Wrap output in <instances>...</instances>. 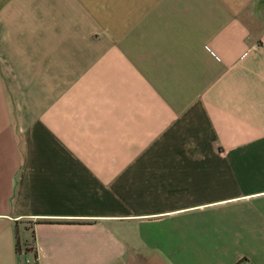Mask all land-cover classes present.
Here are the masks:
<instances>
[{"label":"crops","instance_id":"1","mask_svg":"<svg viewBox=\"0 0 264 264\" xmlns=\"http://www.w3.org/2000/svg\"><path fill=\"white\" fill-rule=\"evenodd\" d=\"M264 264V0H0V264Z\"/></svg>","mask_w":264,"mask_h":264},{"label":"built area","instance_id":"2","mask_svg":"<svg viewBox=\"0 0 264 264\" xmlns=\"http://www.w3.org/2000/svg\"><path fill=\"white\" fill-rule=\"evenodd\" d=\"M24 264H38V255L35 254L34 257H26Z\"/></svg>","mask_w":264,"mask_h":264}]
</instances>
